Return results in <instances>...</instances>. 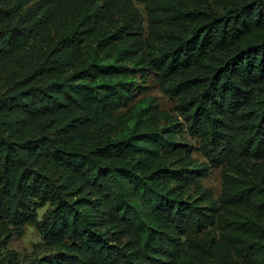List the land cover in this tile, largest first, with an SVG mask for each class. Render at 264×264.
<instances>
[{
  "label": "trees",
  "instance_id": "16d2710c",
  "mask_svg": "<svg viewBox=\"0 0 264 264\" xmlns=\"http://www.w3.org/2000/svg\"><path fill=\"white\" fill-rule=\"evenodd\" d=\"M26 222L50 250L4 264H264V0H0V229Z\"/></svg>",
  "mask_w": 264,
  "mask_h": 264
},
{
  "label": "rangeland",
  "instance_id": "374dc122",
  "mask_svg": "<svg viewBox=\"0 0 264 264\" xmlns=\"http://www.w3.org/2000/svg\"><path fill=\"white\" fill-rule=\"evenodd\" d=\"M139 8L143 11L142 6ZM145 81L142 84L144 89L137 93L136 100L147 101L155 105L161 114H171L178 117V113L173 110L174 102L161 92L157 81L152 75H146ZM133 103V101H132ZM127 108L122 107L115 112V119L113 124L120 126L123 117L127 115ZM180 119V118H179ZM164 122V117L161 118ZM186 140L192 144H196L193 138L184 134ZM191 155L196 158V161L202 163L205 161L204 156L198 151L193 150ZM202 185L208 187L213 195H217L220 190V172L219 168H209L208 172L199 178ZM47 204L38 208V213L41 214L46 208ZM50 248L44 245L41 233L37 230L33 223L26 222L15 226L13 224H6L5 228L0 229V264L7 261L24 262L30 258L46 253Z\"/></svg>",
  "mask_w": 264,
  "mask_h": 264
}]
</instances>
